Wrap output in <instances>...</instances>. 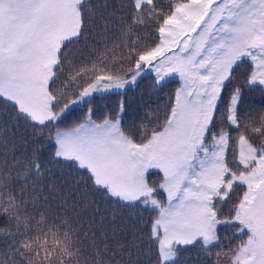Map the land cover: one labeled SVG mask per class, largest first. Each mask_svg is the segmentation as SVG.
I'll list each match as a JSON object with an SVG mask.
<instances>
[{"label":"snow or ice","instance_id":"obj_1","mask_svg":"<svg viewBox=\"0 0 264 264\" xmlns=\"http://www.w3.org/2000/svg\"><path fill=\"white\" fill-rule=\"evenodd\" d=\"M245 60L264 90V0H0V264H264V110L224 96ZM145 71L179 78L155 121L61 126Z\"/></svg>","mask_w":264,"mask_h":264},{"label":"trees","instance_id":"obj_2","mask_svg":"<svg viewBox=\"0 0 264 264\" xmlns=\"http://www.w3.org/2000/svg\"><path fill=\"white\" fill-rule=\"evenodd\" d=\"M168 0H158V3L166 5ZM251 71L250 62L245 60V63L236 70L234 74V79L232 83L228 84L227 89L224 92L225 99L229 93L235 87L239 86L242 89V101L241 108L242 110L253 109L256 111L264 110V90H261L259 85L254 87H248L245 84V78L247 72ZM243 73V75H242ZM179 87V79L178 78H168L159 83L155 81V76L148 72L144 75L138 77L136 82L133 85L127 86L123 90H114L111 93L100 95L96 94L94 98L91 99V104H83L77 105L74 109L71 110L68 118L61 124L62 127L67 126L69 123L78 120L81 118L84 113L87 112L88 108L91 106L95 109L96 115L93 117L94 119H99L102 117L105 112H114L119 104V101L123 99L125 103V111L122 115V123L123 126L127 129L131 127L133 122L136 126H139L141 123H147L148 119L153 121L156 120V117L159 113L164 111V106L168 102L169 98L174 95L175 89ZM71 98V97H70ZM224 109V105L221 104L220 110L221 112ZM219 116V113H218ZM219 127V125H218ZM23 130H21L22 132ZM215 131V129H214ZM20 133L18 132L17 135ZM233 136L236 135L235 132L232 133ZM57 176L60 174L59 169H54ZM153 175L150 177L151 180L158 182L159 181V171L158 170H150ZM235 198V197H234ZM157 199L162 201L166 200V196L161 193L157 196ZM228 206H225L227 209ZM112 209L109 208L106 215L111 218ZM126 215L123 211H117L116 214V225L119 228L120 218L121 216ZM137 216L143 215L145 219L148 218L149 213L143 209L137 211ZM154 215V213H153ZM7 222L6 217L0 216V227H3ZM129 227L131 226V221L128 222ZM139 227L143 228L144 225H139ZM232 229H229L225 226L219 227V235L222 238V243L227 245L228 240L224 239V237L231 238L233 244L239 243L241 239H246V236H233ZM108 233L111 237V224L108 225ZM120 235L118 233L117 237L112 240V246L115 247L117 242L120 239ZM139 235V232L137 233ZM218 249L213 248L212 252L215 253ZM183 258L187 261V264H200L199 259L197 258L196 249H190L188 252L183 254ZM215 259V256H213ZM221 264H224L221 261Z\"/></svg>","mask_w":264,"mask_h":264},{"label":"rangeland","instance_id":"obj_3","mask_svg":"<svg viewBox=\"0 0 264 264\" xmlns=\"http://www.w3.org/2000/svg\"><path fill=\"white\" fill-rule=\"evenodd\" d=\"M148 72H150V71H145L144 73H142L141 75H144L145 73H148ZM150 73H152L154 76H155V74L153 73V72H150ZM168 78H178L177 76H175V75H171V76H168V77H165V79H168ZM138 79V78H137ZM164 79V80H165ZM179 79V78H178ZM163 81V80H162ZM161 82V81H160ZM135 83V82H134ZM134 83H132V84H129V85H127V86H130V85H133ZM126 86V87H127ZM117 90H119V89H117ZM152 170H157V169H152ZM159 171V170H158Z\"/></svg>","mask_w":264,"mask_h":264}]
</instances>
